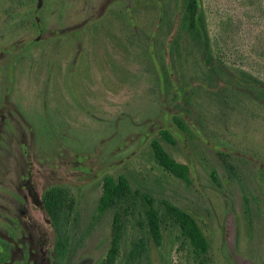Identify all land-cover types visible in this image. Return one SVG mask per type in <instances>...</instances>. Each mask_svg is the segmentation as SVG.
<instances>
[{"label":"rangeland","instance_id":"rangeland-1","mask_svg":"<svg viewBox=\"0 0 264 264\" xmlns=\"http://www.w3.org/2000/svg\"><path fill=\"white\" fill-rule=\"evenodd\" d=\"M201 2L232 82L250 75L264 83V0ZM181 5L0 0V185L14 189L21 168L40 195L61 187L74 198L65 264H196L167 204L195 218L209 244L206 264H264V109L236 84L239 95L197 78L204 68L193 50L181 51L184 72L176 57L166 75ZM153 140L189 167V183L158 164ZM106 176L125 177L131 195L101 211ZM148 200L161 217L159 245ZM115 217L120 241L109 263ZM51 239L54 264V230Z\"/></svg>","mask_w":264,"mask_h":264},{"label":"trees","instance_id":"trees-1","mask_svg":"<svg viewBox=\"0 0 264 264\" xmlns=\"http://www.w3.org/2000/svg\"><path fill=\"white\" fill-rule=\"evenodd\" d=\"M181 4V14L177 26V32L170 42L172 63L170 64V69L169 67H164L166 75L171 74V69L174 68V61L177 60L176 57L181 60L179 61L180 66L186 67L182 61H185V63L189 62V57L184 58L181 51L186 50L188 53L187 55H190V51L193 50L196 54H200L202 67L204 68L202 74L197 78L204 79L210 85L212 83L219 84L220 82L231 84L230 87L226 86L224 89H227L233 95H239L240 90L238 92V90L232 87L233 84H236L243 88L244 92L252 102L258 104L264 109V83L253 76L246 75V73L244 75L248 76V78L244 80L240 79L242 83L238 79L237 82H232L228 67L223 61L219 60L214 55L211 46V38L208 32L205 10L201 0H181ZM167 21L168 20H166V24L168 27L171 26ZM185 67L184 70L181 68V71L184 72ZM205 88L207 89V87ZM217 93L218 92L215 90L212 92V94ZM174 120L180 128L186 131L189 130L187 124L182 119L175 117ZM161 134L167 141L174 142L173 137L167 131H163ZM151 148L158 164L165 171L180 178L184 182L189 183V167L187 165L179 163L172 158L157 140L151 142ZM220 155L223 158L222 160L227 163L229 155L222 153H220ZM129 195H131V189L125 177L114 179L111 176H106L103 179L99 209L105 211L115 207L119 203L123 204L127 202ZM43 201L45 210L51 219L53 229L56 233L55 264H65V259H68L72 253L71 244L73 239L71 231L69 233V228L70 226L72 228L73 223L77 221L76 215L71 217L72 212L75 209L74 198L69 196L66 189L52 187L44 193ZM148 203L150 207L146 209V217L149 233L151 234L153 241L159 245L162 238L161 217L155 209L152 201L148 200ZM167 211L171 216L175 227L179 230L180 236L189 243L195 255L196 264H206V255L209 252V244L195 218L185 210L173 204H167ZM119 221L120 218L115 217L113 226L116 233L108 253L109 263L114 261L118 253L121 232Z\"/></svg>","mask_w":264,"mask_h":264},{"label":"flooded vegetation","instance_id":"flooded-vegetation-1","mask_svg":"<svg viewBox=\"0 0 264 264\" xmlns=\"http://www.w3.org/2000/svg\"><path fill=\"white\" fill-rule=\"evenodd\" d=\"M16 173L22 178L14 189L0 185V264H52L54 229L44 194L33 184L31 170Z\"/></svg>","mask_w":264,"mask_h":264},{"label":"water","instance_id":"water-1","mask_svg":"<svg viewBox=\"0 0 264 264\" xmlns=\"http://www.w3.org/2000/svg\"><path fill=\"white\" fill-rule=\"evenodd\" d=\"M39 2H40V0H39Z\"/></svg>","mask_w":264,"mask_h":264}]
</instances>
